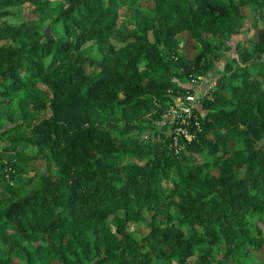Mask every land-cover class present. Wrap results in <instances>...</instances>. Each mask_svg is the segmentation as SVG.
I'll return each instance as SVG.
<instances>
[{"label": "trees", "instance_id": "16d2710c", "mask_svg": "<svg viewBox=\"0 0 264 264\" xmlns=\"http://www.w3.org/2000/svg\"><path fill=\"white\" fill-rule=\"evenodd\" d=\"M127 1L0 0V264H250L264 246V0L135 19ZM19 157L46 166L35 187Z\"/></svg>", "mask_w": 264, "mask_h": 264}, {"label": "rangeland", "instance_id": "374dc122", "mask_svg": "<svg viewBox=\"0 0 264 264\" xmlns=\"http://www.w3.org/2000/svg\"><path fill=\"white\" fill-rule=\"evenodd\" d=\"M126 6L121 10V17L122 18H141V17H152L151 10L153 8V3L150 0H128L126 3ZM244 13L247 14V10L244 11ZM24 18L28 21L37 20L39 15L33 11V10H25L24 11ZM249 23L247 24V26ZM47 28V27H46ZM51 32V30H50ZM182 41L184 44V48L190 58H194V56L198 53L199 48L195 45L194 41L186 34L182 35ZM236 41H247V35L240 36L239 38H236ZM208 81H206L198 90V93H196V96L194 98H197L198 95L203 93V91L210 86H208ZM213 85V84H212ZM184 107L181 104L180 100L176 102L174 106H171L169 111L173 114L178 110H182ZM16 120L19 119L18 113H15ZM29 156H35L33 153L28 152ZM18 163L25 169L26 173H24V179L26 182L32 180L31 187L36 186V177L38 174H41L42 172L46 171V166L42 162H36L33 163V165L29 164L27 161H25V158L19 157ZM28 183V182H27ZM124 213L121 212L120 215H123ZM147 220L141 225V232L138 234H135V237L137 239L142 238L143 236L147 235L149 233V229L147 227L149 223L150 216L146 217ZM249 263L250 264H262L264 262V246L260 251H249ZM13 264H26L25 260L21 257H14L13 258Z\"/></svg>", "mask_w": 264, "mask_h": 264}, {"label": "built area", "instance_id": "2783aa9c", "mask_svg": "<svg viewBox=\"0 0 264 264\" xmlns=\"http://www.w3.org/2000/svg\"><path fill=\"white\" fill-rule=\"evenodd\" d=\"M193 83H195V81H193ZM183 113H190V108H183L182 110H181Z\"/></svg>", "mask_w": 264, "mask_h": 264}, {"label": "water", "instance_id": "95a60500", "mask_svg": "<svg viewBox=\"0 0 264 264\" xmlns=\"http://www.w3.org/2000/svg\"><path fill=\"white\" fill-rule=\"evenodd\" d=\"M46 33H50V27L47 28Z\"/></svg>", "mask_w": 264, "mask_h": 264}]
</instances>
